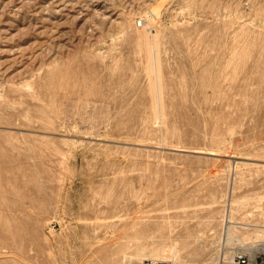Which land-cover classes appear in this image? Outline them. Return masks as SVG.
<instances>
[{
    "label": "rangeland",
    "instance_id": "1",
    "mask_svg": "<svg viewBox=\"0 0 264 264\" xmlns=\"http://www.w3.org/2000/svg\"><path fill=\"white\" fill-rule=\"evenodd\" d=\"M244 163L264 0H0V264H255L223 230L264 225Z\"/></svg>",
    "mask_w": 264,
    "mask_h": 264
},
{
    "label": "bare ground",
    "instance_id": "2",
    "mask_svg": "<svg viewBox=\"0 0 264 264\" xmlns=\"http://www.w3.org/2000/svg\"><path fill=\"white\" fill-rule=\"evenodd\" d=\"M243 163V162H242ZM258 163V162H257ZM253 164V163H244L245 165H250L251 166V169L252 170H254V171H256V176L257 177H262L263 178V180H264V164H262V165H260L261 164V160H260V164ZM249 166V167H250ZM243 167V166H242ZM248 167V168H249ZM264 182V181H263ZM263 199V198H262ZM259 201H260V199H259ZM258 201V202H259ZM257 203V202H256ZM261 202H259L258 204H260ZM258 204H256L257 206H255V204H254V206L255 207H258L259 206V209H260V207L261 206H263V204L260 206V205H258ZM264 207V206H263ZM263 209V208H262ZM264 210V209H263ZM236 211V210H235ZM261 212L260 213H262V210H260ZM234 212V211H233ZM237 212V211H236ZM264 212V211H263ZM233 214L231 213V211H230V214L228 215L227 214V216H225L224 217V232H225V238H226V243L228 242L229 244H232V243H234L235 241H237V240H242L243 242H245L248 246V249L250 250V251H252V252H256V251H264V225L263 226H261V227H258V225L257 224H255V226L253 225V224H251L250 223V221L249 220H247L248 219V217H243L242 219H236L234 216H232ZM263 215V214H262ZM247 218V219H246ZM253 218V217H252ZM255 218V217H254ZM259 220H261V219H259ZM222 223H223V221H222ZM260 224V223H259ZM260 226V225H259ZM255 228V227H257V230H255L256 232L255 233H258V234H260L259 235V237H261V238H263L262 240H260L259 241V239H258V242L257 243H255V244H253L252 243V245L250 244V243H248V241L249 240H251L253 237H252V235L250 234V232H249V228ZM259 228V229H258ZM223 230H221V231H223ZM253 231V230H252ZM251 231V232H252ZM224 232H222L223 233V235H224ZM221 233V232H220ZM253 233V232H252ZM254 233V234H255ZM222 235V234H221ZM258 236V235H257ZM223 237V236H222ZM255 240V239H254ZM202 241V240H201ZM257 241V240H256ZM250 242V241H249ZM250 244V245H249ZM247 249V250H248ZM258 253V252H257ZM254 255V254H253ZM238 256H244L246 259H247V261H248V263H249V259H248V256L247 255H245V254H238L236 257H235V262H236V264H241V262L240 261H236L237 259H239L240 257H238ZM181 257V255L179 254V251L178 250H176L175 249V247L174 248H163V249H155L153 252H152V254H151V258H153V259H160V260H167V261H173L174 262V264H183V262H182V258H180ZM184 258V257H183ZM240 260V259H239ZM184 261V260H183ZM258 261V260H257ZM256 261V262H257ZM185 262H186V260H185ZM144 264H145V262H144ZM226 264H228V263H226ZM229 264H231V262L229 263ZM255 264H257V263H255Z\"/></svg>",
    "mask_w": 264,
    "mask_h": 264
},
{
    "label": "built area",
    "instance_id": "3",
    "mask_svg": "<svg viewBox=\"0 0 264 264\" xmlns=\"http://www.w3.org/2000/svg\"><path fill=\"white\" fill-rule=\"evenodd\" d=\"M240 257L239 259H237L236 261H240L241 264H249L247 259L244 257V256H238ZM257 264H264V255L263 256H260L258 261L256 262ZM145 264H173L172 262L170 261H167V260H148L145 262Z\"/></svg>",
    "mask_w": 264,
    "mask_h": 264
}]
</instances>
